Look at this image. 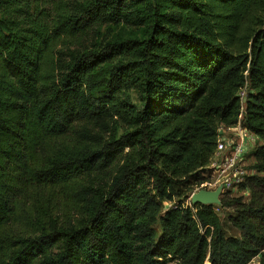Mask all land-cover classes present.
Listing matches in <instances>:
<instances>
[{
    "label": "trees",
    "instance_id": "obj_1",
    "mask_svg": "<svg viewBox=\"0 0 264 264\" xmlns=\"http://www.w3.org/2000/svg\"><path fill=\"white\" fill-rule=\"evenodd\" d=\"M30 2L0 0V264H264V144L242 185L250 199L220 200L239 238L226 237L211 204L163 209L201 180L218 127L239 122L247 83L243 126L264 143V0L60 2L47 22ZM120 22L144 28V38L103 56L53 54L64 36ZM129 86L139 108L121 102ZM115 118L126 132L107 148L80 143L57 156L47 145L78 123L109 128ZM16 165L44 166L36 184L48 189L110 177L75 223L38 208L45 220L22 235L11 231L25 199Z\"/></svg>",
    "mask_w": 264,
    "mask_h": 264
},
{
    "label": "rangeland",
    "instance_id": "obj_2",
    "mask_svg": "<svg viewBox=\"0 0 264 264\" xmlns=\"http://www.w3.org/2000/svg\"><path fill=\"white\" fill-rule=\"evenodd\" d=\"M87 0H31L30 4L33 11H40V15L43 17V22L50 21L54 15L56 6L54 4L61 5H71L75 2H85ZM62 9V8H61ZM41 19V18H40ZM144 28L131 27L123 22L114 23L110 25H100L97 26L85 34H80L76 36H64L59 40L58 45L54 48L53 54L60 57L59 53H68V51H81L83 54H90L96 56H103V53L108 50L110 45L126 43L134 39L144 38ZM61 64V63H57ZM108 72L113 74L115 72V67H107ZM250 93V86L247 83L242 91V98L245 99L247 103V95ZM121 102L129 107L139 108L142 103V98L138 91L129 86L121 94ZM116 123H111L109 128L99 127L98 124H87L78 123L74 126L72 133L60 139H51L47 141V145L52 149L53 154L57 151L59 154H64L68 149H73V147L83 143L87 148L105 146L107 143L111 146L112 139L119 140L125 134V124L122 120H116ZM112 128L116 129V132ZM115 133V134H114ZM46 145V146H47ZM263 145V144H262ZM257 149V148H256ZM253 153V152H252ZM45 164L48 159H43ZM248 167L247 175H256V171L252 170L255 163L253 157H249L247 160ZM17 165H20L19 163ZM16 165L18 169V181L23 184V195L19 196V200L23 197V204L17 209L15 216L13 218V228L11 231L14 233H19L22 235H30L36 231L38 228V223L45 220L39 216L40 210L47 213V220L52 218L57 223L63 225L69 222H76L82 217L83 206H88V201L91 199V189H96L104 184L105 180L110 177V173L89 175L82 178L78 183L70 185L68 188H47L37 187L36 181L40 178V170L44 168L41 166L38 170L37 168L30 169L26 167L29 173L26 171L22 173L20 168ZM31 170V171H30ZM209 172L204 171L200 174V182L204 177H207ZM246 175V176H247ZM205 182V181H204ZM194 184L188 188L186 195L180 198H175L172 202H165L163 205L164 211L169 210L178 205L184 207H192L194 204L191 201V197L196 189L201 186V184ZM24 190L25 193L24 194ZM251 194L244 192L242 194L245 201H248ZM32 198V199H31ZM215 212L220 217L222 222L223 231L228 238H239L240 233L238 230L234 229L231 223V217L235 216L232 209H223L221 205L213 204ZM89 207V206H88ZM158 235L162 234V226L159 219L154 226ZM261 257L254 259L249 264H259ZM206 264H210L209 261Z\"/></svg>",
    "mask_w": 264,
    "mask_h": 264
},
{
    "label": "built area",
    "instance_id": "obj_3",
    "mask_svg": "<svg viewBox=\"0 0 264 264\" xmlns=\"http://www.w3.org/2000/svg\"><path fill=\"white\" fill-rule=\"evenodd\" d=\"M242 91L238 95L242 101L239 122L235 126L220 125L218 127L216 150L207 167L210 178L202 183L193 194L201 190H220V200L226 194L233 198H243L244 192L250 194L249 190H242L246 177H250L245 169L249 166L247 160L252 157V152L264 143L255 133L243 126L246 101L242 98Z\"/></svg>",
    "mask_w": 264,
    "mask_h": 264
},
{
    "label": "water",
    "instance_id": "obj_4",
    "mask_svg": "<svg viewBox=\"0 0 264 264\" xmlns=\"http://www.w3.org/2000/svg\"><path fill=\"white\" fill-rule=\"evenodd\" d=\"M220 194L221 191L217 190V191H205V190H201L198 193H195L192 195L191 197V201L194 205L196 204H204V205H208V204H218L220 205Z\"/></svg>",
    "mask_w": 264,
    "mask_h": 264
}]
</instances>
